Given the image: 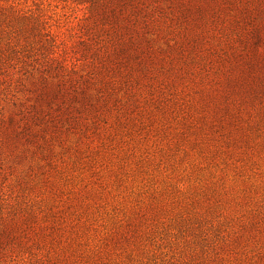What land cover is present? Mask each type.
<instances>
[{
	"label": "rangeland",
	"instance_id": "374dc122",
	"mask_svg": "<svg viewBox=\"0 0 264 264\" xmlns=\"http://www.w3.org/2000/svg\"><path fill=\"white\" fill-rule=\"evenodd\" d=\"M2 3L41 12L60 49L67 50L75 61L74 50L85 39L84 6L71 0H0ZM223 3L225 10L216 18L217 28H210L205 48L219 51L226 30L236 35L234 19L238 16L243 30L258 28L259 35H264V0ZM203 28L191 26L190 31ZM154 46L165 47L163 43ZM254 46L262 59L250 55L253 63L249 62L248 72L237 70L232 59L224 60L225 67L218 70H203L198 60L190 66V73L161 86L146 104L141 102L140 108L149 112L143 126L132 131L126 127L120 141L121 137L116 141L108 135L83 138L68 133L53 143L49 161L44 160L46 153L26 144L20 135L23 124L17 113L24 95H0L4 197L33 199L40 203L36 208L45 206L61 213L65 219L62 227L76 232L89 220L91 231L85 242L91 246L113 228L123 227L132 234L150 232L142 258H151L153 251L157 263H165V254L179 252L174 242L199 249L200 235L201 240H208L205 250H211L218 241L212 226L220 222L225 231L230 233L232 228L245 238L238 251L217 249L213 255H220L213 259L215 263L264 264V93L251 96L253 90L264 87V40ZM250 56L243 55L242 61ZM161 74L167 76L166 71ZM194 199L196 210H202L206 220L184 224L183 211ZM138 212V218L131 216ZM253 216L258 218L255 226ZM242 222L247 228L240 227ZM248 234L253 237L247 239ZM121 242L125 249L130 248L129 242ZM217 243L223 245L222 240ZM122 252L124 249L118 254ZM126 257L123 253L118 261H128Z\"/></svg>",
	"mask_w": 264,
	"mask_h": 264
},
{
	"label": "trees",
	"instance_id": "16d2710c",
	"mask_svg": "<svg viewBox=\"0 0 264 264\" xmlns=\"http://www.w3.org/2000/svg\"><path fill=\"white\" fill-rule=\"evenodd\" d=\"M223 1L235 5L241 0H71L87 11L85 39L74 50L75 61L67 50L60 49L41 12L0 4V95H24L26 102L17 113L23 124L22 139L46 153L45 161L52 157L53 143L68 133L83 138L108 135L116 141L121 137L120 141L126 127L127 131L139 128L149 116L140 108L141 102L146 104L173 79L190 73V66L198 60L203 70H218L225 67L224 60L232 59L237 70L248 72L249 62L253 63L250 55L262 59L259 45H254L264 35H259L258 28L243 30L238 25L240 16L234 19L237 34L226 30L219 51L204 47L210 28H217L216 18L225 10ZM191 26L204 28L192 32ZM161 43L165 47L155 48ZM243 55L250 56L248 63L242 61ZM263 93L261 87L251 96ZM2 191L0 182V264H218L213 261L220 255H213L217 249L238 251L243 247V232L229 228V233L218 222L212 228L223 245L217 241L211 250H205L208 240H201L200 235L197 242L193 239L197 245L201 243L199 249L174 242L179 252L165 254V263H157L153 251L144 261L142 246L150 232L132 234L123 227L113 228L91 246L85 242L91 231L89 220L76 232L62 227L65 219L61 213L45 206L36 208L40 203L29 202L27 197L8 200ZM197 203L194 199L183 211L182 223L206 220L202 210H196ZM140 214L131 216L136 219ZM252 219V226L257 225L258 218ZM241 224L247 228V223ZM252 237L247 235V239ZM121 241L129 242L130 248L125 249ZM123 253L128 261H118Z\"/></svg>",
	"mask_w": 264,
	"mask_h": 264
}]
</instances>
